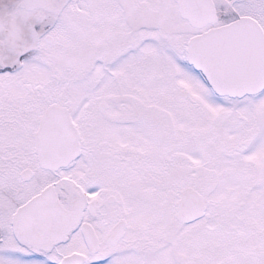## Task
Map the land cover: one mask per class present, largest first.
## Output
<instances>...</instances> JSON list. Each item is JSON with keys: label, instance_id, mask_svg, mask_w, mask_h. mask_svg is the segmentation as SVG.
I'll return each mask as SVG.
<instances>
[{"label": "snow or ice", "instance_id": "obj_1", "mask_svg": "<svg viewBox=\"0 0 264 264\" xmlns=\"http://www.w3.org/2000/svg\"><path fill=\"white\" fill-rule=\"evenodd\" d=\"M0 264H264V0H0Z\"/></svg>", "mask_w": 264, "mask_h": 264}]
</instances>
